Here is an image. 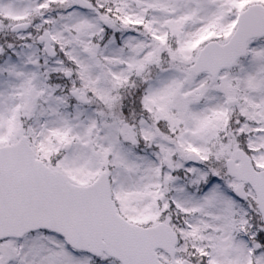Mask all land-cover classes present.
Masks as SVG:
<instances>
[{
    "label": "snow or ice",
    "instance_id": "obj_1",
    "mask_svg": "<svg viewBox=\"0 0 264 264\" xmlns=\"http://www.w3.org/2000/svg\"><path fill=\"white\" fill-rule=\"evenodd\" d=\"M0 264H264V0H0Z\"/></svg>",
    "mask_w": 264,
    "mask_h": 264
}]
</instances>
